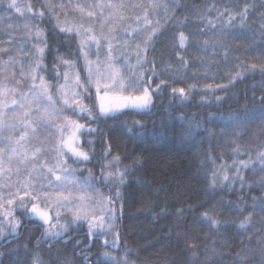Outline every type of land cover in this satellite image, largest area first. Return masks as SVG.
<instances>
[{
    "label": "trees",
    "instance_id": "1",
    "mask_svg": "<svg viewBox=\"0 0 264 264\" xmlns=\"http://www.w3.org/2000/svg\"><path fill=\"white\" fill-rule=\"evenodd\" d=\"M9 2L0 0V84L6 80L12 94L32 82L28 69L38 45L26 24L43 30L41 73L53 93L66 66L60 58L73 61L85 78L80 37L86 40L90 26L95 35L121 44L119 64L151 77L152 89L165 84L144 109L124 108L96 120L77 111L67 114L85 125L78 144L89 159L78 161L71 154L65 159L112 198L113 232L93 235L80 222L45 238L44 223L22 208L12 213L19 221L12 234L1 213L0 264H32L33 256L42 264H112V257L128 264H239L241 257L245 264H264V161L259 158L264 153V0H16L23 15L9 9ZM146 13L151 27L144 23ZM231 17L236 19L229 23ZM153 28L140 68L136 45L142 50ZM180 32L187 37L184 47ZM173 88H184L185 97ZM95 100L92 89L82 104L92 107ZM109 162L112 167H106ZM117 170L125 173L123 183L108 177ZM205 212L219 227L202 221Z\"/></svg>",
    "mask_w": 264,
    "mask_h": 264
},
{
    "label": "snow or ice",
    "instance_id": "2",
    "mask_svg": "<svg viewBox=\"0 0 264 264\" xmlns=\"http://www.w3.org/2000/svg\"><path fill=\"white\" fill-rule=\"evenodd\" d=\"M51 7V5H50ZM100 7H104L103 5H100ZM107 7L112 8L113 5L109 4ZM152 8H158L159 4L152 3L150 5ZM8 8L12 9L15 8L17 12L21 13L23 15V12L21 11V6L16 3V0H10L8 4ZM83 11V9H80ZM167 10V9H166ZM26 11L31 12L32 6L28 5L26 8ZM248 7L245 5V8L243 12L239 13V17L243 19V17L247 14ZM35 15V13H33ZM41 17L44 15L43 12L39 14ZM89 17H92L94 15L93 12L89 11L87 13ZM139 20V17L137 18ZM236 19V17H231L229 20V23L232 22V20ZM144 23L151 27L150 21L148 19L147 13L145 14ZM25 29L28 32L29 36H32L33 30H34V39L38 46H36L35 52L32 53V59H34L36 62L34 65L30 64L28 69V75L31 77L32 81V93H35V97L33 100L28 99V94H25L23 92L20 93V100H17L16 98H13L11 101L12 105H18L19 109L21 110L22 114L17 116L16 119L18 122L23 124V127L20 129V137L16 141V143H23L26 136L29 135V129H32L31 134H35L36 129L33 127V123L29 120L31 113V109L29 107L32 103H39L41 100L46 101V107L44 109V114L42 116V119H46L51 121L52 125L59 128L60 131V137L59 141L55 146V150L58 152L59 155H68L71 154V157H74L76 160L80 161H87L89 159L88 153L81 150L79 147V144L77 142L78 140V134L80 133V130L85 128L84 124L79 123L75 120H70L69 117L65 116L64 120L60 124H56V121L59 119V117L64 112V108H57L56 104V97L50 93L49 89L52 88L51 84H48L45 82V77L43 75H40L41 72V61L43 60L45 48L47 47L46 40L43 39V30L39 28L38 25L30 26L28 24L25 25ZM61 32H71V28H60ZM91 29H85L84 35L88 37V39L97 44L98 50L99 46L101 44L100 40H97V38L94 35H89L91 32ZM147 31V29H145ZM79 35V31L77 32ZM156 30L153 28L152 33L144 40L142 41L144 47L141 50V45L137 44V65L140 68H143L144 64L147 62V50L148 45L152 38L155 36ZM105 40H108V37H104ZM187 40V37L183 32L179 33V42L180 46L184 47L185 42ZM81 52L84 56V59L86 61L87 65V79L82 81L80 78L79 73L75 76V84L79 88H83L87 92L92 91V86L94 84L95 87V93H96V100L93 103L92 107H86L84 104L80 102V94L76 93L71 98L67 97V94H64L63 104L68 105L69 107L73 108V111L76 109H79L81 113H86L89 118L96 120L99 117H107L110 113H114L116 111H119L124 108H135V109H144L147 108L152 103V96L155 93L156 90H159L162 85L165 84V81H161L159 84H156L155 89L151 88V82L152 78L148 77L146 79L145 73L140 72L137 74L136 66L127 65V75L124 71H122L120 68L116 67L113 63V57H112V45L109 41V61L108 66L104 69V71H100L99 69L94 70L92 65L95 63L96 65L100 64L99 59H97L95 62L88 59L87 50L85 48V44L82 41L81 42ZM143 53V54H142ZM61 62L68 66L69 69L73 68L74 62L70 60H64L63 58H60ZM182 59V58H181ZM12 63H15L16 61L13 59L11 61ZM21 64L24 62L21 61ZM255 67V65H253ZM57 65H53V69H56ZM21 76L24 75L23 69L21 70ZM156 73L153 71V76ZM239 75V74H238ZM57 76H59V72H57ZM64 79L67 81L69 79V73L66 71L64 73ZM39 80V85L37 86L36 81ZM18 84L21 83V81L17 82ZM39 88V91L37 92L36 89ZM64 87V86H61ZM10 91L15 92V89H11ZM173 94H176L179 92V95L181 98H184L186 95V90L184 88L172 89ZM124 93H127L125 95ZM0 94H3L0 92ZM261 102L264 103V97H261ZM4 109H8L9 105L4 104ZM98 107V114L94 112V109ZM69 127L71 128V133L68 136H65L64 133L69 130ZM16 128L15 123H7L2 118H0V135H3V133L7 130H14ZM89 132L95 131V129H88ZM9 141H11V137H8ZM4 149H0V152H3ZM37 152L40 151V149L36 150ZM13 152L15 150L13 149ZM35 159V154L34 157ZM261 161H264V153L260 154ZM114 160L116 162H119V157H114ZM241 165H244V161L240 162ZM66 161H61V166H65ZM112 162H109V164L106 167H112ZM235 166V165H234ZM48 171L55 176V181L57 182V187L62 188L63 187V181L67 180V173H63L61 175H57L55 169L49 168ZM103 171V170H102ZM11 172V166L9 165V168L7 170L4 169L3 163L0 162V177L7 175L8 182H6L2 187L8 189V195L7 197H0V209H3L5 207L3 200L6 199L7 205L13 206L14 204L20 208H23L26 213H29L33 216H38L40 220L44 222V224H48L49 228L46 229L45 235H50L52 233V228L56 227V225L51 224V217L49 214V210L53 206V201L48 198L49 194L47 191L43 192H37L33 185L29 183L28 181L22 182V187L20 189H17L15 192L11 191V181H12V175ZM16 175L19 176L20 172L17 170ZM31 173L29 176L31 177ZM124 175L125 173L120 172L117 170L115 173L109 172L108 177H115L120 181V183L124 182ZM239 174L237 173V177ZM107 179V177H105ZM236 177H233L235 179ZM229 177L227 175L224 176V180H228ZM241 185H243V177H239ZM20 182V181H17ZM52 182L49 181V184ZM71 183V181H69ZM78 183V181H77ZM32 189L30 192L29 189ZM83 191V189H81ZM23 192V195H20V193ZM41 195L45 197L44 201L41 203H37L34 201H40ZM57 195L60 198V201H68L70 196L72 195L71 192L68 194H65L63 191H60L57 193ZM120 195L119 191L116 193V197L118 198ZM19 196V200H16V197ZM27 197H30V199H26ZM83 199V198H81ZM104 210V215H97L95 212H92L91 219L89 220V230L90 234H95L94 229L99 228L101 231H105L106 233L111 232L115 228V221L117 219L115 215V211L113 208L108 207L109 205L113 204L112 198L108 197H99V199L96 201ZM255 203V201H254ZM31 204V207L29 208L28 205ZM55 206L57 208L61 207H67L66 204H62L59 201L56 202ZM264 211V209H262ZM4 218L8 221V226L11 228L12 234L16 233L17 226L19 224V221H16L13 216L12 212L9 210L8 212L4 213ZM88 218V211L84 205H81L77 207L74 210V220H81V219H87ZM202 221L210 222V226L213 227H219V220L215 219L213 216L209 215L207 212L202 214L201 217ZM251 220V216L245 217V219L240 223L239 227L241 229H245L248 225V222ZM106 225V227H105ZM61 228H64L65 226L61 225ZM4 235V227L2 222H0V237ZM54 235L59 236L61 233H54ZM119 241V235L117 234L116 240L114 241V245L118 244ZM104 256H109V253L105 252L103 253ZM239 256V254H238ZM112 264H128L127 259H117L115 257H112ZM32 264H42V262L39 260L38 256H33ZM65 264H68L66 261ZM239 264H245L244 258H240Z\"/></svg>",
    "mask_w": 264,
    "mask_h": 264
},
{
    "label": "rangeland",
    "instance_id": "3",
    "mask_svg": "<svg viewBox=\"0 0 264 264\" xmlns=\"http://www.w3.org/2000/svg\"><path fill=\"white\" fill-rule=\"evenodd\" d=\"M75 6H78V3L75 4ZM89 11L86 12V14ZM91 27V26H90ZM88 27L87 29H90ZM92 30V29H91ZM89 35H94L97 40L101 41V48L96 46H91L88 42H91L87 36H85L86 40L82 37H80L81 41L85 43V48L87 50L88 59L95 62L97 59H99L100 64L96 65L93 63L92 67L94 70L99 69L100 71H104V69L108 66L109 61V41L112 45V57H113V63L116 67L120 68L122 71L125 72L127 75V68H125L124 64H119L120 61V55L122 49L121 44L118 42L112 43L110 37H108V40H105L104 37H100L98 35L94 34V31L92 30ZM136 40L130 39L128 42H133ZM91 48H95L94 54H91ZM119 57V58H118ZM84 66H85V78H81L82 81L87 79V65L85 59L83 60ZM42 69V68H41ZM43 71V70H41ZM69 73V79L65 81L64 79V73ZM77 74L76 68L73 66V68L69 69L66 65L63 68V72L61 75V81L58 84V87L53 93L51 88L49 89L50 93L53 94L56 97V107L57 108H64V112L59 117V119L56 121V124H60L63 122L64 117L67 116L71 120L72 116H68L67 114H70V112H80L79 109H76L73 111L72 107H69L68 105L63 104L64 94H67L68 98H71L74 94L79 93L80 94V102L82 103V98L85 94H88L89 92L85 91L83 88H79L75 84V76ZM40 75H43L40 72ZM4 87L7 89L5 92L4 87L0 84V92L3 94H0V118H2L7 123H15L16 128L14 130H7L3 133L2 137L3 139H0V149H4L3 152H0V162L3 163L4 169L7 170L9 168V165L11 166V172L12 175V181L11 183V191L15 192L17 189H20L22 187V182L28 181L31 183L34 187V189L37 192H43L47 191L49 196L48 198L53 201V206L49 210V214L51 217V224L56 225V227L52 228V233L50 235H45L46 229L49 228L48 224H44V237L45 238H51L56 235L54 233H64L67 231L70 227H75L80 224V222H84L87 230H89V220L91 219L92 212H95L97 215H104V210H102L101 206L96 202L99 197H104V195L100 192V190L94 185L92 179L89 176L81 177L74 171L73 167L69 165L67 160L65 159L70 155H59L58 152L55 150V146L59 141L60 137V131L59 128L52 125L51 121L42 119V116L44 114V109L46 107V101L41 100L39 103H32L29 105L31 109V115L29 117V120L33 123V127L36 129L35 134L32 133V129H29V135L26 136L23 143H16V141L20 137V129L23 127V124L18 122L16 117L21 115L22 112L19 109L18 105H12L11 101L13 98H16L17 100H20V93L16 96L12 94V92L8 91L11 87V85L6 81L3 80ZM47 83V81L45 80ZM39 80L36 81L37 86L39 85ZM49 84V83H48ZM64 86V87H61ZM92 89L94 90V84L92 86ZM36 91H39V88L37 87ZM23 93L28 94V99L31 101L35 97V93H32V82L31 86L23 91ZM127 95V93H124ZM4 104L9 105L8 109H4ZM131 108V107H129ZM135 109V108H134ZM71 133V128L69 127V130L64 133L65 136H68ZM8 137H11V141H9ZM78 140H79V134H78ZM77 140V142H78ZM80 147V146H79ZM13 149L15 152H13ZM40 149L39 152L36 150ZM35 154V159L33 158ZM61 161H66L65 166H61ZM52 168L55 169L57 175H61L63 173H67V180L63 181V187L58 188L57 182L55 181V176H53L48 169ZM19 170L20 175L17 176L16 172ZM32 174L31 177L29 174ZM20 181V182H17ZM49 181L52 183L49 184ZM71 181V183H69ZM78 181V183H77ZM6 182H8L7 175H4L0 177V197H7L8 195V189L2 187ZM83 189V191H81ZM29 191L31 192L32 189L30 188ZM63 191L65 194H68L69 192L72 193L68 201H60L59 196L57 195L58 192ZM117 193V192H116ZM20 195H23V192L20 193ZM83 198V199H81ZM26 199H30V197H27ZM45 197L41 195L40 201H34L37 203H41L44 201ZM16 200H19V196L16 197ZM59 201L62 204H66L67 207H61L57 208L55 206L56 202ZM3 203L5 207L3 209H0L1 213H6L9 210L13 213L16 209H22L15 204L13 206L7 205L6 199L3 200ZM84 205L88 211V218L87 219H81V220H74V210ZM28 207H31V204L28 205ZM108 207H112L109 205ZM115 211V210H114ZM13 218L16 220L14 215L12 214ZM33 216V215H31ZM40 220L38 216H33ZM17 221V220H16ZM43 222L42 220H40ZM8 223V221L6 220ZM44 223V222H43ZM65 226L64 228H61L60 226ZM106 227V225H105ZM95 232H102L106 233L105 231H101L99 228H96L93 230ZM109 232L108 234H111Z\"/></svg>",
    "mask_w": 264,
    "mask_h": 264
}]
</instances>
